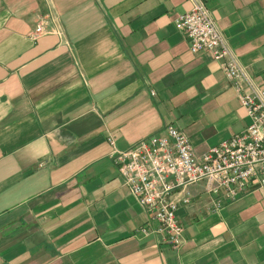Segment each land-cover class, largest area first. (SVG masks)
I'll return each instance as SVG.
<instances>
[{
  "label": "crops",
  "instance_id": "obj_1",
  "mask_svg": "<svg viewBox=\"0 0 264 264\" xmlns=\"http://www.w3.org/2000/svg\"><path fill=\"white\" fill-rule=\"evenodd\" d=\"M203 1L263 89L264 0ZM191 8L0 0V264H264V165L220 207L191 186L174 248L110 157L109 138L128 151L167 127L201 156L249 125L222 62L192 54L175 27Z\"/></svg>",
  "mask_w": 264,
  "mask_h": 264
},
{
  "label": "built area",
  "instance_id": "obj_2",
  "mask_svg": "<svg viewBox=\"0 0 264 264\" xmlns=\"http://www.w3.org/2000/svg\"><path fill=\"white\" fill-rule=\"evenodd\" d=\"M190 1L192 8L178 17L175 27L188 39L192 54L208 53L222 62L221 70L233 85L249 125L201 156L193 153L187 137L174 127L139 141L128 151L114 148L113 140L108 139L113 148L110 157L129 192L158 224L155 232H164L174 248L183 237L177 210L191 203V186L204 184L218 197L216 205L220 207L222 200L235 201L243 195L264 165V88L254 84L241 66L204 1ZM34 31L33 39L46 32L43 19ZM261 184L264 186V181ZM139 232L143 236L151 233L147 226Z\"/></svg>",
  "mask_w": 264,
  "mask_h": 264
}]
</instances>
